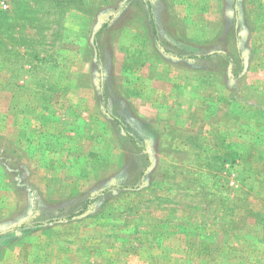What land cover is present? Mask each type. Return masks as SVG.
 <instances>
[{
  "label": "rangeland",
  "instance_id": "374dc122",
  "mask_svg": "<svg viewBox=\"0 0 264 264\" xmlns=\"http://www.w3.org/2000/svg\"><path fill=\"white\" fill-rule=\"evenodd\" d=\"M235 1L0 8V264H264V0Z\"/></svg>",
  "mask_w": 264,
  "mask_h": 264
},
{
  "label": "trees",
  "instance_id": "16d2710c",
  "mask_svg": "<svg viewBox=\"0 0 264 264\" xmlns=\"http://www.w3.org/2000/svg\"><path fill=\"white\" fill-rule=\"evenodd\" d=\"M152 6H153L152 1H151V0H148V9H149V12H150V9L152 8ZM233 8H235V12H233V14L235 15V19L237 20V19L239 18V10L237 9V4H236V1H235V0H234ZM149 15H150V23H151V26H152V32L154 33L156 40H159V42L161 43L162 38H160L159 33H158V26H157V23H156V17L153 15V12H152V11H151V13H150ZM233 29H235V30H234V34H233V40H234L233 43H234V42H235V38H236V36L238 35V33H237V30H238V29L235 28V27H234ZM160 39H161V40H160ZM159 42H158V44H160ZM166 42H167V41H166ZM160 45H161V44H160ZM238 52H239V51H238ZM192 53H193V52H192ZM192 53H191V54L188 53V54L186 55V57L189 58V57H192V56L196 55V54H194V53L192 54ZM179 55H181V57H184V56H182V54H179ZM225 56H229V54L223 52L222 55H221L220 57L224 58ZM201 57H202V56H201ZM205 57H212V55H207V56H205ZM238 63L241 64V62H238ZM232 64H233L234 67H235V62H229L228 65H230V66L232 67ZM116 122H117V120H116ZM117 123L119 124L120 122H117ZM122 129L128 134V137L133 141L134 146L137 147L138 149H140V146L137 144L138 141H136L135 138H134L133 136H130L131 134H130V132H129L128 126L125 124L124 126H122ZM141 150H142V151H145L144 148H142ZM138 155L140 156V154H138ZM140 158H144L145 161L147 160V162H148L149 159H150V154L147 153V152H145V154H142ZM148 169H150V166H147V167L145 166V167L143 168V170H142V172H141V176H142V177L146 176V174H147V172H148ZM141 182H144V180H142ZM138 185H140V184H134L135 187L138 186ZM117 187H118V186H110L111 189H109V190H112V189L117 188ZM106 190H108V189H106ZM94 199H95V197H92L91 200H89V202H91V201L94 200ZM87 209H88V204H85V205L82 207V209L78 210L77 212L71 213L69 216H66V217L63 218V219L73 220V218H76L77 216L82 215L83 213H85V212L87 211ZM63 219H62L61 216H56L55 219H53V221H54V220H63Z\"/></svg>",
  "mask_w": 264,
  "mask_h": 264
},
{
  "label": "crops",
  "instance_id": "0c3cea01",
  "mask_svg": "<svg viewBox=\"0 0 264 264\" xmlns=\"http://www.w3.org/2000/svg\"><path fill=\"white\" fill-rule=\"evenodd\" d=\"M152 1V4L154 5V3H153V0H151ZM174 44V43H173ZM174 46H176V44H174ZM182 51V50H181ZM192 53V52H191ZM190 53V54H191ZM186 53H184V57H176V59H178V61H182V62H184V65H186L187 66V64L188 65H190L192 62H187V57H186ZM190 58V57H189ZM230 66V65H229ZM207 113V111L204 109V116H205V114ZM139 115V114H138ZM141 115V114H140ZM158 115L161 117V114H157L156 113V119H157V117H158ZM156 119L155 120H153V122H155L157 125H156V128H158L159 126H160V123L158 124V122L156 121ZM161 119V118H160ZM147 121V119H144L143 121H142V125H141V127H142V131L144 132V134H145V132L147 133H151V129L149 128V126H148V124L147 123H145ZM151 121V120H150ZM161 122V121H160ZM179 126H181V127H184L183 126V122H180V125ZM192 127V126H191Z\"/></svg>",
  "mask_w": 264,
  "mask_h": 264
},
{
  "label": "built area",
  "instance_id": "2783aa9c",
  "mask_svg": "<svg viewBox=\"0 0 264 264\" xmlns=\"http://www.w3.org/2000/svg\"><path fill=\"white\" fill-rule=\"evenodd\" d=\"M12 0H0V8L1 9H8L10 7Z\"/></svg>",
  "mask_w": 264,
  "mask_h": 264
}]
</instances>
